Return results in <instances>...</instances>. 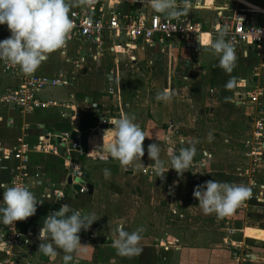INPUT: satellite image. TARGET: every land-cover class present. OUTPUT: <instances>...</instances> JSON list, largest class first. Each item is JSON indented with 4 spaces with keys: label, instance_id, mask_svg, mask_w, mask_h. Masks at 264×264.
<instances>
[{
    "label": "crops",
    "instance_id": "0c3cea01",
    "mask_svg": "<svg viewBox=\"0 0 264 264\" xmlns=\"http://www.w3.org/2000/svg\"><path fill=\"white\" fill-rule=\"evenodd\" d=\"M195 1L196 0H191L186 15L180 17L193 20L198 19L192 17L191 12H189L191 9L196 10L199 8L197 1ZM236 1L246 6L245 11L250 22L256 25H264V8H262L264 7V1ZM211 3L212 0H205L206 7L209 8L210 5H212ZM180 6L183 7L182 4ZM72 8L78 9L80 6ZM114 9L128 13H148L151 11L149 7L144 9L139 5L126 3L114 5ZM217 10H219V8ZM196 21L200 24L202 23L199 20ZM216 25L217 21L214 27H216ZM201 26L204 32H202L195 44L183 43V45H179V43L182 42L175 39L167 43V45L158 43L149 45L143 42H136L132 44L133 46H129L127 45L126 39L121 38L114 40L106 39L104 48L98 50L95 46L86 41L76 39L68 41L65 48L50 53L47 60L42 62L33 73L39 77L64 79L67 81V84L47 87L41 90L39 92V98L43 105L36 107L32 111H19L16 107L1 101V96L9 88L18 86L22 78L25 75L27 76V74L21 71H18L16 74H11L4 69V62L0 61V147L11 148L19 142L35 145L43 140H47V133H53L54 135L67 134L74 137L82 132H86L88 135L87 151L85 153L81 151L66 152L64 149H58V153L56 154H42L36 152L28 154L29 166H31L32 171L37 174V177L30 179L29 188L34 192L37 200L43 202L37 205V210L33 216L19 221L16 225V230L20 234H25L26 230L29 228L33 231V236L25 247V253L28 256H24L26 260H23L21 264H57V262L59 264H65L63 260L65 253L62 249H57V255L55 256L44 255L38 251L40 243L38 237L44 218L52 215L60 208L61 204L65 203H68L73 210L79 211L81 215L94 213L97 219L88 230L85 231L82 229L78 234L81 245H89V247H85L73 255H77L79 258L82 257L85 261H89L92 258L96 259V257L99 256L103 257L104 255L114 254V257L122 262H130L131 260V262L135 263L139 260L138 264H152L151 260L147 259V257L150 255L152 256L153 252L156 253L154 254L156 256V261L161 258L158 264H175V260L177 264H184V261H186L185 264H192L199 259V251H195L196 254L186 250L184 256V249L178 246L179 240L175 238V236H169L167 232L160 231L158 232L159 235L153 238L150 236L152 233H150L149 230L145 231L146 227L143 226V223L149 221V217L152 215L151 212H153L151 207L150 211L147 213H143V210L140 212L144 214V217H142L143 220L139 221L143 227V232L141 233L142 240L139 245L141 251L138 255H119L112 246V242L115 239V229L118 225H123L128 231H134L138 228L139 225L138 223L136 225V218L138 216L140 217L138 211L141 204L139 195L144 197V195L152 192L153 196L151 202H156L157 200L155 198L158 197V194L166 192V184L168 182H174L172 179L176 171L173 169L167 171V166H165V171L167 172L164 174L163 179L155 176L153 172V162L147 155V147L151 143L158 142L162 145L161 159H164V156L166 157L168 155L167 149L172 139L166 137V135L162 137L163 132L167 129V133L169 134L174 130L175 126L182 128L184 126L185 128L192 126L193 123H191V120L193 117L190 114L195 111L197 115V112L199 113V108L197 107L198 104L196 106L191 105V108H194L192 110L189 106L190 102H193V99L197 103L200 90L195 89V86L193 87L194 83L185 81L189 78V73L187 72H182L177 81L176 87L180 89L182 93L180 98H171L168 101L157 100V94L160 92L168 93L169 88L167 89L164 85L161 90H158L159 88L151 89L148 83H150V78L153 81H157V83H162L161 81H165L167 78L171 80L170 76L173 73L171 66H174L172 63V56L174 57L176 53H183V49L180 46H184L185 50L189 52L196 51V55L191 57L195 60L198 59V56L203 53L205 48L204 45H202L203 36L208 35V31L205 28L206 26H203V24H201ZM216 35L218 34L216 33ZM5 38H7L6 32L0 28V40ZM116 44H120L126 49L114 48V50H112V46ZM127 47L129 48L128 50ZM166 49H168L170 53V55H168L170 58L169 60L165 57L167 55ZM258 50L259 49L256 47L247 45L237 47L235 49L237 56L236 61L248 60L251 62L252 60L253 62L255 58L252 54L254 51H257L256 53L259 55L260 53ZM262 50H264V48L260 49V51ZM186 51H184V53ZM209 51L210 59L213 62L218 56L210 49ZM245 53H247V55H245ZM261 55L264 56L263 53H261ZM190 62H192V59H185L182 65L188 68ZM196 62L199 65L198 60ZM197 64L193 66L196 70L198 69ZM123 65H125V67H122ZM140 65L145 66L146 69L150 66H154L156 74L154 76L146 75L147 73L142 72ZM251 71L248 69L246 75L251 74ZM160 72H162L161 75ZM244 72L243 70V73ZM250 76L251 81L256 85L255 82L258 80L256 78V73L254 72ZM246 83V78L236 79L233 87H231L232 92L230 93L234 98L230 100L233 102L232 106H234V108L240 107L243 110L246 109V111H244L245 115L239 116L236 114L237 116H235V114H232V116H234L232 117L233 120L227 119L226 121H222L224 123V128L222 127L223 130H220L221 127H219L218 131V127L215 126V132L222 133L223 137H226L223 141L217 142V140H221L222 136L219 137L214 135H212V139L209 140V134H207V143L212 153L204 156L208 159H212V165L207 167V169L204 167V172L209 174L211 179L222 172L226 176L229 174L224 167L218 166L221 164L215 163V156H218L219 152H223L221 154L223 159L228 157L229 152H232L234 153V157L239 156L240 160L246 157L249 158L247 159L248 161L252 160L250 156L246 155L250 153L247 150V143L250 142V140L246 138L251 134V139H253V141L257 140L254 137V123L250 122L252 118L251 115L256 114V109H254L256 103L247 100L248 93H250V89L253 87L248 86L249 88H247ZM221 84L224 85V82L221 81ZM208 87L214 89L210 91L211 93H208L209 91L207 89L204 106H209V111L212 110L217 112L216 108L219 106V103H217L214 96H217L220 90L215 85H208L207 88ZM52 88H60L61 90L49 91ZM132 88L137 89L139 92L141 91L139 98H137V95L135 96L137 101H132L135 92L134 89L133 91L130 90ZM193 88L194 91L192 93ZM151 90H154L153 95ZM125 91L129 92L126 93ZM187 93H192L194 96L192 95V97L189 98L188 95L186 98H183V94L186 95ZM238 95H244V98H239ZM262 97H264V93ZM232 108L227 106L221 111H223V115L225 113L231 115V113H233ZM125 114L129 117H134V122L137 123L145 133L146 138L142 142L144 155L141 157L144 166H140L139 161H133L126 169V167L122 166L118 161L105 158L103 153L93 151L98 146L102 144L106 146L108 143L107 141H111L109 140L111 128H102L103 125H110L113 118L122 117ZM225 117L226 116H224V118ZM159 129L163 130V132ZM103 136L104 139H101ZM240 136H243V138L246 136V140H241V144L238 143ZM50 141L56 144L54 137L51 138ZM262 150L264 152V143L262 144ZM216 151H218V155ZM67 156L75 161L83 170L85 182L92 185L91 193L87 191L86 193L80 194L75 191L72 186L67 185L66 164L64 163L66 162ZM205 157L201 159L204 160L206 159ZM17 165L18 162L14 159H0V184L4 185L9 183L11 174ZM241 165H244V163L242 164L239 162L233 167V175L235 177H245L246 179L243 180V183H238L237 181L232 183L243 184L251 190L261 191V197H259L258 200L256 199L257 202L254 205L264 206V184H259L261 176L258 177L264 174V167L262 166V168L260 166L261 164H258L257 167H250V169H248L246 166ZM222 166L232 168V165L227 163L222 164ZM105 168L110 169V175H104L103 169ZM141 168L152 170L153 175L148 176L140 170ZM176 181L178 184L179 181ZM1 194L2 192H0V199ZM61 194H63V197H60ZM128 196L133 198L132 208H129L130 211L123 207L124 204H122V200H125ZM241 206H246V204L241 203ZM128 211L130 215H127ZM153 213H155V211ZM158 221L161 223V217ZM112 224H114V231L111 229ZM245 227L247 226H244L243 229ZM257 228L264 230L263 227ZM243 229L237 232H243ZM244 238L250 237L245 236ZM152 239L153 244L150 243ZM168 239L172 240L170 241ZM224 240H226V242L228 241V245L234 243L232 238H225ZM235 242L239 245V248H242V246L245 247V244H248L245 243L244 240ZM249 248L253 249L251 247ZM252 253V251L247 252L241 258L239 256V254H241L239 251L237 257H235L233 253L230 258L235 259V261L236 259H240V264L245 262V258H249L250 264H264V262L258 261V252H256V255ZM177 255L178 259H176ZM1 257L2 255H0V261L2 259ZM194 257L196 260L190 262L189 259H195ZM262 260H264V257H262ZM67 264H69V261Z\"/></svg>",
    "mask_w": 264,
    "mask_h": 264
},
{
    "label": "rangeland",
    "instance_id": "374dc122",
    "mask_svg": "<svg viewBox=\"0 0 264 264\" xmlns=\"http://www.w3.org/2000/svg\"><path fill=\"white\" fill-rule=\"evenodd\" d=\"M194 1V0H192ZM197 4L199 5V8L191 9V16L195 19L199 20L202 22L203 26H206L205 28L208 31V35L210 34L211 37L214 39L217 35L215 33V22L218 20V13L219 11L217 10L220 8L221 5L227 4L228 6L231 7V5H235L238 3L235 0H212V5L210 7H206L205 0H196ZM195 1V2H196ZM264 0H261L263 2ZM242 9H246V6L244 4L238 3ZM264 8V7H262ZM214 27V28H213ZM173 43V42H172ZM179 45H183V43H179ZM203 45V43H202ZM183 49V53H176L174 54V57L172 56V63L174 66H171V69L173 70L171 74V80L168 78L165 81H161L162 83H157V81H153L151 78L150 80V87L151 89L154 88H159L158 90H161L163 86L168 90V94L171 95V98H180L182 93L180 89L176 87L177 81L179 80V76H181L182 72H187L189 73V78L188 80H185L186 82H192L194 83L193 87L195 86V89L200 90L199 94V100L197 103L194 101L190 102L189 108L192 110L194 108H191V105H197L199 108V113L197 112V115L195 114V111L191 112V116L193 119L191 120L193 123L192 126L185 128V126L182 127H176L174 130H172L171 133H167V129L161 130L163 132L162 137L166 135V137H170L172 139L170 141L169 139V145L168 148H173L176 149L177 151L179 150L180 147H188L189 142L196 140L198 143L196 144V155L194 157V165H192L189 169H185V172L182 175H176L177 172L174 174V177L172 181L174 182H168L166 184V192L158 194V197L155 198L157 201L156 202H151L153 193L151 192L150 194L142 195L140 196V209L138 210L139 213L142 211L143 213H147L150 211V207L155 211V213L151 212L152 215L149 217V221L147 223H143V226L146 227V230H149L150 233H152L150 236L153 238L155 236H158L160 231L162 232H167L168 235L170 236H175L179 240L178 246L184 249V256H185V251L187 250L188 252H198L199 259L196 262H193L196 260L195 259H189L190 262H193L192 264H240V259L235 261V259H231L233 253L235 254V257L238 256L239 251L241 254L239 256L242 258L243 255L247 252H253L252 254L256 255V252H258V261L264 262L262 260V257H264V230L258 229L257 227H263L264 228V206L260 205H254L256 204L257 200L259 197H261L260 192L258 190H251V196L250 198L246 199L242 203H245L246 206H241V204L229 215L224 216V217H218L215 213L213 214H204L202 209L198 206V201L193 197V190L197 185H202L208 180H219L223 182H238V183H243V180H245V177H235L233 174V170L239 162L244 165L241 166H246L248 169L255 168L257 165L261 164L260 166L264 167V156H262L260 162L258 161H253V157H251L252 160H247L249 158L241 159L240 157H234V153L229 152L227 158H222L221 154L223 152L216 151V154L218 156H215V163L221 164L218 165L220 167H224L225 170L228 171L229 174L227 176L223 174H218L217 176H214L212 179L209 177V174H206L204 172L205 168L211 166L212 159L211 158H206L204 155L212 153L210 150V146L207 143L208 135L211 133L214 136H219L221 137V140H217V142L223 141L226 137H223L222 133H216L215 132V126L219 127L220 130H223V125L224 123L222 121H226L227 119H232V114L237 115H245L244 111L246 109H241L239 108H234L232 106V101L231 99H234L232 94L231 88H226L225 84L229 80L234 81L236 79L240 78H246L247 79V88L248 86H252L250 92L256 91V90H263L264 93V56L261 55V53L264 54V50L258 52L260 53L259 55L256 53L257 51H254L252 56H254V60L252 62L248 60L244 61H239L235 62V67L232 69L231 72L226 71L225 69L221 68L218 66L219 64V58H215V60L212 62L209 56L210 51H206L204 48L203 53H201L198 56V59H193L191 56L196 55V51H186L184 46H180ZM205 47V46H204ZM167 50V57L166 59L169 60L170 58L168 55H170L169 50ZM184 51H186L184 53ZM173 53V52H172ZM242 54V52H241ZM253 58V57H252ZM187 59H192V62H190L189 67H185L182 65L183 61ZM199 62V65L197 64V61ZM198 65V69H194V65ZM141 66V70L144 73H147L146 75L148 76H154L156 74L153 67H149L146 69L145 66ZM122 67H125L123 65ZM173 67V68H172ZM194 69V70H193ZM252 70L251 74H247V70ZM243 70L245 71L243 73ZM256 73V78L258 79L255 83L256 85L251 81V76L253 73ZM162 72H160V75ZM166 75V74H165ZM246 75V76H245ZM156 79V78H155ZM157 80V79H156ZM221 81L224 82V85L221 84ZM137 84V82H136ZM163 84V85H162ZM208 85H215L217 88H219L220 92L217 94V96H214L216 99L217 103H219V106H217V112L215 111H209V106H204V99L207 94V89L208 93H211L210 91L214 88H207ZM137 86V85H136ZM219 86V87H218ZM258 86V88H257ZM221 87V88H220ZM67 88V87H66ZM65 88V89H66ZM64 89V88H63ZM134 92V99L132 101H137V98L140 97L141 91L139 92L137 89L132 88L130 90ZM59 91L61 90L60 88H52L49 91ZM235 90V89H233ZM261 90V91H262ZM194 91V88L192 90V93ZM128 93L129 91H125ZM154 90H151L152 95ZM192 93H187L186 95L183 94V98L192 97L194 94ZM137 95V98L135 97ZM154 99V98H153ZM247 100H249V97L247 96ZM210 105V104H206ZM218 105V104H216ZM233 107V113L231 115H227L225 113L223 115V110L225 107ZM201 109V111H200ZM254 109H256V114L253 116L251 115V123H254L256 121V118L260 117L258 114L259 110H264V98L261 99V101L255 105ZM237 114V115H236ZM224 116H226L224 118ZM262 117H264V112ZM195 118V120H194ZM248 125V123H247ZM223 127V128H222ZM252 127V126H250ZM264 133V130H263ZM169 135V136H168ZM246 137V136H245ZM243 136L239 137V144H241V140L243 141L245 139ZM252 136L246 138L247 140H250V142L247 143L248 151L250 152L251 150L256 151V147L258 144L256 143L258 140L253 141L251 139ZM245 139V140H246ZM244 140V141H245ZM261 142V146L264 143V137L259 140ZM109 142V141H107ZM103 143V142H102ZM254 148V149H253ZM207 153H206V152ZM264 154V153H263ZM220 156V158H219ZM205 157L206 159L202 160L201 158ZM218 157V158H217ZM163 159V158H162ZM165 161V166L167 168L171 167L170 163V157L167 155L166 157L164 156ZM214 162V161H213ZM251 162V163H250ZM231 164L232 168H226L225 166H222V164ZM199 164L202 165V167H199ZM246 164V165H245ZM205 167V168H204ZM219 167V168H220ZM262 167V168H263ZM142 172L147 174L148 176H152V170L147 169V168H141ZM144 174V175H145ZM261 176V177H260ZM261 179H259V184H264V174L259 175ZM179 183L177 184V181ZM254 185V184H252ZM258 186V185H257ZM260 188V187H259ZM261 189V188H260ZM132 197L128 196L125 198V200H122V204H124L123 207L128 209L132 208ZM257 199V200H256ZM152 203V204H151ZM130 204V205H128ZM114 210V209H113ZM127 212V215H130V212ZM139 215V214H138ZM153 216V217H152ZM141 217V218H140ZM140 217L138 216L136 218V225L138 223V228H143L142 225L140 224V220H143L142 217H144V214L140 213ZM161 217V223L158 221V219ZM164 218V222H163ZM135 219V218H134ZM166 228H165V227ZM244 226H247L243 229ZM114 231V224H112V228ZM243 232H237L239 230H242ZM250 237V238H244ZM225 238L229 239L232 238L234 243L233 244H227ZM172 240V239H168ZM242 241L244 240L245 247L242 246V248H239L238 244H236L235 241ZM149 242V241H148ZM150 243L153 244V239L150 240ZM149 244V243H148ZM157 244V243H156ZM215 245V246H214ZM243 245V244H242ZM249 247L253 248L250 249ZM182 249V250H183ZM215 249V250H212ZM181 251V250H180ZM156 253H152V256H148L147 259H150L152 264H158L161 258L156 261V256L154 255ZM197 254V253H196ZM251 254V253H250ZM191 257V256H190ZM127 258V257H126ZM245 258V257H244ZM178 259V255L176 257ZM249 258H245V262H242L241 264H250L251 262L248 260ZM143 260V259H141ZM183 260V259H182ZM185 260V259H184ZM255 260V259H254ZM253 260V261H254ZM72 264H138L139 260L137 262H128V261H120L118 258L114 257V254L110 255H104L103 257H96V259H91L89 261H85L82 259V257H78L77 255H73L72 260H70ZM69 261V264H71ZM93 262V263H91ZM175 264H177V261H174ZM186 261H184V264ZM57 264H59L57 262ZM181 264V263H180Z\"/></svg>",
    "mask_w": 264,
    "mask_h": 264
},
{
    "label": "clouds",
    "instance_id": "9594fccd",
    "mask_svg": "<svg viewBox=\"0 0 264 264\" xmlns=\"http://www.w3.org/2000/svg\"><path fill=\"white\" fill-rule=\"evenodd\" d=\"M137 0H132L136 3ZM143 6L149 7L153 13L161 14L166 18H179L186 15L191 0H139ZM88 0H0V25H7L10 35L0 40V61L19 66L22 73L32 74L46 61L48 55L66 47L67 37L73 29L70 18L72 7L87 6ZM183 5L181 7L180 5ZM90 20V18H89ZM260 31L258 29L259 35ZM228 27L224 26L213 39L211 35H204L202 43L205 50H211L219 58L218 66L231 72L237 59L233 43L226 40ZM258 35V37H259ZM257 37V38H258ZM200 43V42H199ZM247 55V53H245ZM234 79L229 80L226 88L234 85ZM157 100L168 101L171 95L165 92L157 94ZM112 139L105 146H98L95 150L105 155V158L114 159L122 166L139 161L144 166L141 157L144 155L142 142L146 136L142 128L134 122V117L125 114L113 118L111 121ZM167 139V138H165ZM212 134L209 133V140ZM189 142L188 147H180L177 151L167 149L171 167L178 175L194 165L196 144ZM162 145L158 142L147 147V155L153 162V172L157 178H164L165 161L161 159ZM202 167V165H200ZM105 176L111 174L110 169H103ZM0 225L14 226L16 221H23L35 214L38 201L34 192L25 183H13L9 186L0 184ZM251 189L243 184L208 180L197 185L193 190V197L204 214L215 213L218 217L231 214L243 201L250 198ZM94 213L81 215L73 210L68 203L61 204L60 208L43 220L40 228L38 251L44 255H57V249L65 253V264L72 260L73 254L89 247L81 245L79 232L88 230L96 221ZM143 228L128 231L123 225L115 229V239L112 246L122 256L138 255L142 240Z\"/></svg>",
    "mask_w": 264,
    "mask_h": 264
},
{
    "label": "built area",
    "instance_id": "2783aa9c",
    "mask_svg": "<svg viewBox=\"0 0 264 264\" xmlns=\"http://www.w3.org/2000/svg\"><path fill=\"white\" fill-rule=\"evenodd\" d=\"M121 3L139 5L147 9V6H143L139 0L136 3H132V0H88L87 6H80L78 9L71 8L69 15L73 21V29L67 37V42L73 39L86 41L98 50L104 48L106 39L121 38L126 39L129 46H133L132 44L136 42L149 45L154 43L167 45L175 39L184 44H195L204 32L201 24L193 19L183 17L178 19L166 18L161 14L153 13L152 10L148 13H128L114 9V5ZM238 3L231 5V7L227 4L220 6L215 32L218 34L221 28L227 26L228 35L225 39L233 43L235 49L243 45L253 46L257 49L264 48V25H256L250 22L245 9H242ZM0 28L6 32L7 37L10 35L7 25H0ZM258 29L261 30L260 35ZM112 47V50L114 48L126 49L120 44ZM3 66L11 74L20 71L19 66L7 62H4ZM64 84H67L64 79L39 77L33 73L27 74L18 86L9 88L1 96V101L16 107L19 111H32L43 105L39 98L41 90ZM262 96L263 92L261 90L248 93L249 101L256 104L264 98ZM263 112L264 110H259L260 117L256 118L254 122V137L258 140L256 142L258 144L257 150H251L250 153L246 154L253 157L255 162H260L262 156H264L262 147L259 146L261 145L259 140L264 137ZM46 137L47 140L35 145L19 142L11 148L0 147V159H14L18 162L11 174V180L9 183L4 184L5 186H9L14 182L25 183L29 186L30 179L37 177V174L29 166V153L56 154L58 149H64L66 152H80L78 136L47 133ZM53 137L54 139L58 138L59 143L64 146H58L53 141L51 142L50 139ZM64 163L66 164L67 177L71 178L72 183L75 184L76 179H84L83 170L69 156L66 157ZM87 191L88 189L84 185H79L77 192L83 194ZM60 197H63V194ZM18 222L16 221L14 226L0 225V255H2L0 264H21L23 260H26L24 256H28L25 253V247L33 236V231L29 228L25 234H20L16 230Z\"/></svg>",
    "mask_w": 264,
    "mask_h": 264
},
{
    "label": "water",
    "instance_id": "95a60500",
    "mask_svg": "<svg viewBox=\"0 0 264 264\" xmlns=\"http://www.w3.org/2000/svg\"><path fill=\"white\" fill-rule=\"evenodd\" d=\"M239 98H244V95H241L239 96ZM113 125H103L102 128H112ZM87 133L86 132H82L78 135L79 137V143H80V151L85 153L87 151ZM55 141H56V144L59 145V146H64L62 143H59V139L58 138H55ZM67 185L69 186H72V188L75 190V191H78L79 190V185H84L87 189H88V192L91 193L92 192V185L91 184H88L85 182L84 179H76L75 180V184L72 183L71 181V178L70 177H67V181H66Z\"/></svg>",
    "mask_w": 264,
    "mask_h": 264
},
{
    "label": "bare ground",
    "instance_id": "6f19581e",
    "mask_svg": "<svg viewBox=\"0 0 264 264\" xmlns=\"http://www.w3.org/2000/svg\"><path fill=\"white\" fill-rule=\"evenodd\" d=\"M111 133V132H110ZM96 137V136H95ZM101 139H104V136H103V138H101ZM112 139V135L110 134V136H109V140H111ZM98 142H100V141H98ZM97 143V142H96Z\"/></svg>",
    "mask_w": 264,
    "mask_h": 264
}]
</instances>
